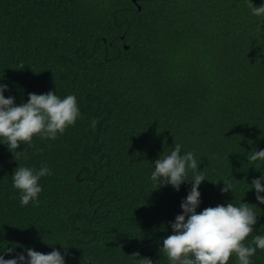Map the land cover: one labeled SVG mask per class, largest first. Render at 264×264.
I'll return each mask as SVG.
<instances>
[{
	"label": "trees",
	"instance_id": "16d2710c",
	"mask_svg": "<svg viewBox=\"0 0 264 264\" xmlns=\"http://www.w3.org/2000/svg\"><path fill=\"white\" fill-rule=\"evenodd\" d=\"M262 19L247 0H0L5 98L55 91L80 111L55 140L21 144L18 160L0 142V255H63L64 244L66 264H171L159 250L192 182L153 190L151 174L176 144L207 178L197 212L248 203L258 220L244 243L264 236L251 184L264 161L247 159L264 150ZM45 165L39 204L22 206L14 170ZM250 260L264 264V250Z\"/></svg>",
	"mask_w": 264,
	"mask_h": 264
},
{
	"label": "clouds",
	"instance_id": "9594fccd",
	"mask_svg": "<svg viewBox=\"0 0 264 264\" xmlns=\"http://www.w3.org/2000/svg\"><path fill=\"white\" fill-rule=\"evenodd\" d=\"M247 6L254 16L264 18V6H254L252 0H247ZM6 90L8 85L0 84V142L7 145L16 160L21 152L18 151L21 144L30 147L34 136L55 140L58 134H63L69 126L74 125L80 116L75 95L61 99L55 91L46 94L29 93L28 101L17 105L15 97L5 98ZM97 123L95 119L92 120L93 130ZM181 147L176 144L170 154L160 156L154 162L155 170L151 174V180L159 185L153 190L171 185L179 191L183 182H192L189 194L181 203L183 213L171 222L172 234L163 239L160 253L171 264H228L233 255L237 257L238 264H251L250 258L255 255L257 248L264 250V236L256 235L251 244L244 243L252 234L258 215L248 203L240 206L221 204L197 212L201 203L200 185L207 178L196 171L198 163L194 154L186 152L182 155ZM247 159L253 163L264 161V150H256ZM189 171L193 172L191 177L188 176ZM50 174L51 170L46 165L39 170L21 166L14 170L13 188L19 190L22 206L30 202L39 204L38 196L42 191L39 181ZM222 181V193L230 190L234 192L235 186L230 179L224 178ZM262 181L264 175L251 183L260 203H264V195H261L264 192ZM63 246V255L60 250L44 254L28 248L27 256L22 252L16 253L14 247L6 246L3 248L4 254L15 253V258L5 259L4 255H0V264H66L68 246Z\"/></svg>",
	"mask_w": 264,
	"mask_h": 264
},
{
	"label": "water",
	"instance_id": "95a60500",
	"mask_svg": "<svg viewBox=\"0 0 264 264\" xmlns=\"http://www.w3.org/2000/svg\"><path fill=\"white\" fill-rule=\"evenodd\" d=\"M135 2L137 1V0H134Z\"/></svg>",
	"mask_w": 264,
	"mask_h": 264
}]
</instances>
